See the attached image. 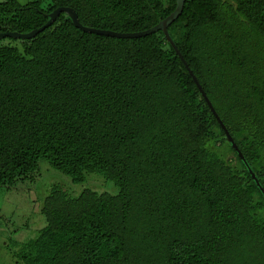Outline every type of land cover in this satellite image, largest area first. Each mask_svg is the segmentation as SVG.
Returning <instances> with one entry per match:
<instances>
[{
    "label": "trees",
    "instance_id": "obj_1",
    "mask_svg": "<svg viewBox=\"0 0 264 264\" xmlns=\"http://www.w3.org/2000/svg\"><path fill=\"white\" fill-rule=\"evenodd\" d=\"M58 8L132 34L176 0H5L0 34ZM168 31L264 190V0H185ZM41 160L118 194L52 187L19 264H264V196L161 32L88 34L62 13L0 41V188L33 183Z\"/></svg>",
    "mask_w": 264,
    "mask_h": 264
},
{
    "label": "rangeland",
    "instance_id": "obj_2",
    "mask_svg": "<svg viewBox=\"0 0 264 264\" xmlns=\"http://www.w3.org/2000/svg\"><path fill=\"white\" fill-rule=\"evenodd\" d=\"M3 1L5 0H0ZM16 1L26 5L36 0ZM228 155L230 154L227 153ZM38 174V179L33 183L11 190L0 188V264H19L16 260L19 246L13 244L35 238L38 231L43 228L44 221L39 215V210L52 187L59 188L73 198L85 190L118 194V189L99 175H90L85 182L74 184L69 177L55 171L44 160L39 162Z\"/></svg>",
    "mask_w": 264,
    "mask_h": 264
},
{
    "label": "water",
    "instance_id": "obj_3",
    "mask_svg": "<svg viewBox=\"0 0 264 264\" xmlns=\"http://www.w3.org/2000/svg\"><path fill=\"white\" fill-rule=\"evenodd\" d=\"M184 4H185V0H176V8H175L174 12L172 14H170L166 19H164L159 24H157L155 27H153L147 31L139 32V33H132V34H121V33H114V32H110V31H102V30H96V29H91V28H85V27L81 26V24L78 21L77 15L75 14V12L72 9L58 8V9L54 10L51 14L48 15V21L41 28L34 30L28 34H24V35H19L16 33H3V34H0V41H2L3 39H6V38H12L15 40H30V39L34 38L36 35H38L39 33L43 32L45 29L51 27L52 24L58 19L59 15L62 13L65 14L71 20V22L73 23L75 28L81 30L84 33H88V34H95V35H99V36H105V37H111V38H117V39H139V38L147 37V36L156 34L158 32H161L164 35L166 42L173 48L176 55L178 56V58L182 62L184 68L186 69V71L190 75L192 81L194 82V84H195L197 90L199 91L202 99L205 101V103H206L207 107L209 108L211 114L216 119L220 128L223 130L225 137H226V141L230 144L231 148L237 154V156L239 157L241 162L245 165V167L248 170L252 180L255 182L257 188L260 190V192L264 196V190L262 189V187H261L259 181L257 180L255 174L253 173L250 166L246 162L245 158L241 154L240 150L238 149L237 145L233 141L232 137L230 136V134L226 130L225 126L223 125L222 121L220 120L217 113L215 112L212 104L210 103L205 92L201 88V86H200L199 82L197 81L196 77L194 76L193 72L189 69L186 61L184 60V58L182 57V55L178 51L175 43L173 42V40L171 39V37L169 35L168 28L180 17V15L183 12Z\"/></svg>",
    "mask_w": 264,
    "mask_h": 264
}]
</instances>
